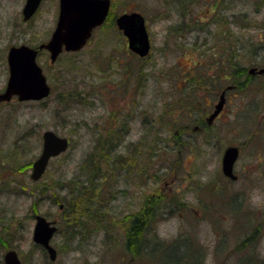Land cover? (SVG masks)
Returning a JSON list of instances; mask_svg holds the SVG:
<instances>
[{
    "label": "rangeland",
    "instance_id": "374dc122",
    "mask_svg": "<svg viewBox=\"0 0 264 264\" xmlns=\"http://www.w3.org/2000/svg\"><path fill=\"white\" fill-rule=\"evenodd\" d=\"M54 1L45 0L31 22L24 23L20 15L24 0H0V91L8 76V48L48 40L55 26ZM252 2L111 0L109 23L94 32L84 49L64 53L55 63L45 54L37 58L52 86L51 95L38 102L14 98L0 106V261L12 249L23 264L262 263L264 106L258 103L253 81H247L243 95L225 106L221 127L218 120L210 131V143L204 144L203 135L193 133L191 140L183 135L179 145L171 138L187 123L190 131L205 115L203 82L214 67L208 68L201 55L208 52L214 58L222 52L219 49L228 54L236 47L240 66L249 67L264 51V9H254ZM129 12L141 13L145 19L151 43L145 59L128 48L114 22ZM78 92L85 97L81 105ZM192 107L195 117L190 119ZM153 119L151 134H159L156 149L152 138L137 143L148 131L142 122ZM45 130L66 137L70 144L32 183L30 170L18 167L39 155ZM101 137L107 143L121 139L120 151L128 161L122 158L112 166V161H101L111 184L95 192L109 198L105 209L110 212L92 222L87 233L83 229L86 234L72 237L66 234L72 230L66 205L75 183L69 181L85 179L80 166ZM229 146L239 149L233 166L236 180L221 169ZM53 182L68 187L58 192L50 187ZM159 190L168 198L158 203L155 220L148 232L140 233L136 243L142 239L141 248L136 246L132 255L125 247L132 218L144 207L143 196ZM62 204L66 213L61 215ZM33 212L62 220L51 241L57 250L54 261L32 241ZM100 223L107 226L99 228ZM185 253L188 259L176 258Z\"/></svg>",
    "mask_w": 264,
    "mask_h": 264
},
{
    "label": "water",
    "instance_id": "95a60500",
    "mask_svg": "<svg viewBox=\"0 0 264 264\" xmlns=\"http://www.w3.org/2000/svg\"><path fill=\"white\" fill-rule=\"evenodd\" d=\"M59 16L56 28L46 44L33 49L26 45L11 46L7 51L6 61L8 78L2 92L0 103L10 101L16 96L19 101L40 100L49 94V86L36 63L39 50L46 49L50 53V60L55 61L57 56L66 51L80 50L89 39L94 28L101 25L109 10V0H59ZM41 0H26L22 8V20L28 21L36 12ZM116 25L127 38L128 48L139 57H145L150 50L148 33L145 22L140 13H126L116 19ZM254 69L250 70L252 73ZM221 101L217 104V114ZM42 150L40 156L32 164L30 177L38 180L44 173L52 157L66 151L68 141L47 130L42 135ZM238 157V149L234 146L227 147L222 155L221 169L226 177L234 180L233 165ZM36 223L33 231V241L41 245L49 254L50 260H55L56 251L49 244L56 231L53 222H48L40 215L35 217ZM4 264H21L15 251H7L4 255Z\"/></svg>",
    "mask_w": 264,
    "mask_h": 264
},
{
    "label": "flooded vegetation",
    "instance_id": "af4514ba",
    "mask_svg": "<svg viewBox=\"0 0 264 264\" xmlns=\"http://www.w3.org/2000/svg\"><path fill=\"white\" fill-rule=\"evenodd\" d=\"M25 1L26 0H24V3H25ZM44 1L45 0H42L40 4L42 5ZM188 1L189 0H187V2ZM59 2H60L59 0L54 1V6L56 8L55 20H54L55 26H56L58 15H59V6H60ZM252 5H253L254 9H258L260 11L261 9H264V0H253ZM23 6H24V4H23ZM23 6H22V8H23ZM40 7L41 6H39V8ZM22 8L20 11L21 18H22ZM33 17L30 19V21H28L29 23L31 22ZM52 32H51V34H52ZM51 34H50V36H51ZM49 39H50V37L48 38V40ZM47 41H45V42H47ZM41 44H43V43L34 44L31 47L38 48V46H40ZM210 50H212V49H210ZM218 51H222V52H219V55L215 56L214 58L208 57V52L206 54L200 56L203 59H206L207 63L210 65V66H208V68L214 67V69H212V71H209L206 73L205 81L203 82L204 91L201 93L202 95H204L203 100L206 102V107H207L206 108V113H207L206 115H208L209 117L207 118V116H205L202 119V121L193 125V127L190 129V131H189V125L188 124H185V126H184V130H186V132H187V135H185V136L188 137L189 140H191V138L193 137V134L203 135V140H204L203 143L206 145L208 143H210V139L212 137V135L210 134V131H213V129L216 127L217 121L221 120V123L218 124V127H221V125H222V117L224 115L223 112L225 110V106H227L229 103L233 104L234 99L236 97H239V94H240V96L243 95V93L245 92V89H246L244 87L246 85H248L247 81H250V80L253 81L252 87H253V90L255 91V93H256V90L258 89V94L256 93L258 103L262 102V105L264 106V102H263L264 101V86H263V84H264V51L262 50L261 52L256 54V56L254 58L255 60L252 62L251 66H249V67L240 66V59L238 58V52L236 50V47H234V49H230L228 54H227V51H225V50L219 49ZM64 53H66V52H63L62 54H64ZM42 54H45L49 57V52L45 49H42L38 52L37 58L39 56H41ZM37 63H38V61H37ZM215 68H217L218 70L222 69L223 72L220 70L218 71ZM251 68L254 69V71L252 73L249 72V70ZM227 73H230L229 77L225 75ZM260 79L263 80V83L260 82ZM212 85H214V86L212 87ZM259 86H261L263 93H261ZM221 99H222L221 106H220L217 114L212 116L213 112H215L217 110V104L220 102ZM2 104H5V103H2ZM2 104H0V106ZM190 113L191 114H188V117L190 119H191V116L195 117L194 107H192V109L190 110ZM194 122H196V118L194 119ZM179 132L180 131L176 130L175 135L177 136L179 134ZM182 133L184 135V131H182ZM20 169H23V172L26 170L31 171L32 165L28 163L24 166H19L18 170H20ZM46 170H45V172H46ZM43 176H44V174H43ZM29 179L32 181V183H37L36 181L34 182L31 179L30 173H29ZM144 201H145V197L143 196L142 202H144ZM142 202H141V206H142ZM108 204H110V202ZM197 204H198V206L205 205L202 202H201V204H200V202H198ZM59 209H60L61 215L63 212L66 213L65 209H64V204L60 205ZM143 211H144V209L142 206V208H140V210L137 212H138V214H140V213L143 214ZM36 215H40V214L37 212H33V214L31 215V219L34 220V225H33V229H32V236H33L34 226L36 223V219H35ZM40 216H42V215H40ZM42 217L45 218L44 216H42ZM46 220L50 223L53 222L54 226L56 227V232H55V234H56L59 230V224L62 223V220H60V221H57L54 219L53 220L46 219ZM18 224H20V221L18 222ZM23 229H24V227H23ZM77 230H78V226H77ZM54 235H53V237H54ZM52 238L50 240V244H51ZM32 241H33V239H32ZM33 243L35 244V242H33ZM36 245L39 246L40 249H42V251L45 252L47 254V256L49 257V254L45 250L44 247H42L39 244H35V246ZM51 246H52V244H51ZM10 250H12V249H10ZM55 251H56V257H57V250L55 249ZM15 252L17 253L18 258L22 262L19 253L17 251H15ZM5 253L3 254V257L0 261L2 264H4ZM22 264H23V262H22Z\"/></svg>",
    "mask_w": 264,
    "mask_h": 264
},
{
    "label": "trees",
    "instance_id": "16d2710c",
    "mask_svg": "<svg viewBox=\"0 0 264 264\" xmlns=\"http://www.w3.org/2000/svg\"><path fill=\"white\" fill-rule=\"evenodd\" d=\"M184 3L187 2V0H182ZM110 20V17L108 21ZM113 22V20H112ZM109 23V22H108ZM85 97L81 96V93L78 92V105L83 104V99ZM154 119L151 122L146 121V123L149 124L150 128L148 130H151L154 125ZM170 128L168 126V132H170ZM153 139L151 143L153 142V146L155 149L158 147L157 139L158 137L155 135H152L150 132V135L145 137V139ZM109 143V142H108ZM107 143V140L103 137L96 140V144L94 146V151L89 155L86 156L82 162V165L80 166V172L85 173V179H83L80 182L74 181V179H71L69 183L74 182V186L72 189H70V194H74L72 196V199L68 201L67 203V209L70 211L71 214H69L68 219H72L71 222H69V227L72 229L70 232L66 233L67 235H71L72 237L77 236L80 233L81 235L86 234L88 232V227L92 222L98 221V217L104 216L103 214L107 215L110 211L105 209V206L110 202L109 198H106L102 195V193L99 191L98 193L95 192V190H101L104 188L105 181H108L104 176L105 172H102L101 169V161L104 162L112 161L111 166L114 164H117V162H121V159L123 158L125 160L124 152L119 151V143ZM119 151V152H118ZM157 152V151H156ZM98 160H100L98 162ZM133 161V160H130ZM130 161L129 164H127L126 172L130 169ZM108 163V162H107ZM105 166L106 163H103ZM116 169V168H115ZM104 171V170H103ZM79 177V175H78ZM104 179V181H102ZM58 182H53L50 187H53L58 192H61L60 190H63L65 187H68V183L66 185L61 184ZM64 185V186H63ZM55 186V187H54ZM58 194V193H57ZM158 197H156L155 194L151 196H145L144 203V215L143 216H135V218H132V224H131V230L129 229L127 231V242L125 243L126 250L129 251L132 255L135 253V249L139 247L138 243H136L137 238L139 237L141 231L146 227H149V223L155 220V217H152L153 211H151V208L154 206L153 204H156V207L159 206L158 203L161 200H164L166 202L167 196L163 194L161 190H159ZM79 196V198H78ZM76 197V199H75ZM147 197V198H146ZM57 201V200H56ZM61 199L58 200V203L60 204ZM73 203V205H72ZM64 209H66L64 207ZM106 210V213H105ZM105 217V216H104ZM137 217V218H136ZM66 218V217H65ZM102 218V217H101ZM147 223V224H145ZM78 226V230H77ZM99 228L106 227L107 225L98 224ZM83 229L86 231H83ZM70 236V239H71ZM245 241L240 243V245H243ZM137 246V247H136ZM0 264H2L0 262ZM264 264V260L262 263Z\"/></svg>",
    "mask_w": 264,
    "mask_h": 264
},
{
    "label": "bare ground",
    "instance_id": "6f19581e",
    "mask_svg": "<svg viewBox=\"0 0 264 264\" xmlns=\"http://www.w3.org/2000/svg\"><path fill=\"white\" fill-rule=\"evenodd\" d=\"M213 114H214V112H213ZM205 116H207V118L209 117L208 115H206V112H205V115H203V116H201V118H200V120L202 121V119L205 117ZM143 124H144V126H146L147 127V129L148 128H150V126H149V124L148 123H146V121H143L142 122ZM154 123H155V121H154ZM188 125H189V123H187ZM182 131H184V136L185 135H187V133L185 134V132H186V130H184V126L181 128V130H180V132H179V134L176 136L175 135V132H174V135L172 136L171 135V138L173 139V143L175 142V143H177L178 142V144L177 145H179L180 143L181 144H183V141H182V136H183V133H182ZM150 132H151V130H148L147 132L146 131H144V134H143V136L138 140V142L137 143H140V141L142 140L143 142H144V138L145 137H147L148 135H150ZM163 132V131H162ZM147 135V136H146ZM153 135H155V134H153ZM155 136H157L158 138H159V134L158 135H155ZM175 136V137H174ZM161 139H162V137H160ZM188 138V137H187ZM179 139V140H178ZM114 142H118L119 144V147H118V150L120 151V148H121V143H122V141H121V139H119L118 141H114L113 140V142L112 143H114ZM174 145V144H173ZM118 151V152H119ZM122 151H123V149H122ZM178 154V152L175 154V155H177ZM104 172V171H103ZM105 176V178L108 180V181H105V184L106 185H110L111 183H110V181H109V177L110 176H108V175H106V173L104 174ZM158 176V175H157ZM102 181H104V179L102 180ZM118 183H115V186L117 185ZM112 187H110L109 186V189H111ZM155 195H157V193L155 194ZM154 206L151 208V211H153V213H152V217H154L155 216V212H156V204H153ZM138 215V212L135 214V216H137ZM144 215V213L143 214H139L137 217H139V216H143ZM136 217V218H137ZM145 224H147V223H145ZM151 224V222L149 223V225ZM148 227H146L145 226V228L141 231L142 232V235L145 233V231L147 230V232H148V229H147ZM137 240H138V238H137ZM136 240V241H137ZM141 245H142V239H141V241L139 242V248H141ZM190 255L188 254V253H185V254H181V255H177L176 256V258L177 259H179V260H182V259H188V257H189ZM190 259L192 260V261H195L196 260V258H193L192 256L190 257ZM197 260H198V258H197Z\"/></svg>",
    "mask_w": 264,
    "mask_h": 264
}]
</instances>
